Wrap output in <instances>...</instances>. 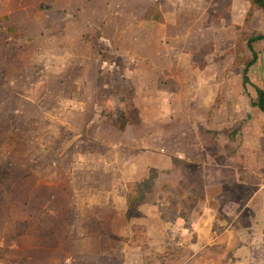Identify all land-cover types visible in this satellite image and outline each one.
I'll return each mask as SVG.
<instances>
[{
	"label": "rangeland",
	"instance_id": "374dc122",
	"mask_svg": "<svg viewBox=\"0 0 264 264\" xmlns=\"http://www.w3.org/2000/svg\"><path fill=\"white\" fill-rule=\"evenodd\" d=\"M9 3L0 0L2 45L6 44L3 37L16 34L14 29L3 32L2 27L16 18L24 20L22 8L16 9L22 17L9 16ZM39 3L29 0L26 9L30 15L37 13ZM52 6L59 12L48 11L49 40H44L43 51L49 61L41 63L39 44L31 63L17 49L19 54L10 57L13 64H3L4 52L0 50V264H40L39 254L34 252L40 239L32 236L31 243L27 239L41 230L49 245H54L48 264H58L56 245H60L59 256L68 264L66 259L71 258L74 245L81 244L74 241L77 235L78 239L81 235H98L100 228L110 232L92 225V218L110 216L111 210L104 208L110 202L117 207L112 217L122 215L127 205L132 206L131 217H147L154 215L152 206L158 202H184L188 197L191 184L186 183V177L190 178V171L184 166L132 172L131 164L114 162L117 153L97 140L116 142V137L123 135L98 125L100 109L94 107V81L101 57L108 64L104 71L107 85L137 87L140 99H149L146 105L163 150L168 151L169 140L184 142L183 124H178V129L171 127L174 120L170 116L175 110L190 105L211 107L217 96L221 107L227 104L239 109L233 119L225 116V121L235 125L224 128L229 136L223 132L222 139L229 138L233 131L232 135L247 132L253 123L256 128L264 127V120L253 119L246 110L254 96L251 79L261 77L260 73L248 75L250 84L246 88L242 84V70L252 59L246 38L252 31L262 33L260 21L245 23V0H56ZM151 6H155L153 17L138 22ZM102 13L120 29L99 42L89 33V27ZM40 21L39 16L34 22ZM83 32L90 34L92 41L79 50L77 39ZM253 50L258 57L264 46L253 44ZM9 91L12 95L6 94ZM142 107L144 101L138 105ZM138 108L129 112L131 124L126 134L133 123L136 125ZM258 134L253 135V141L258 140ZM95 139L101 145H96ZM239 140L243 141L242 137ZM152 170L156 178L146 190L143 182ZM108 172L117 178L111 181L106 177ZM130 193L135 198L133 204ZM195 196L200 198V194ZM162 217H168V212L164 211Z\"/></svg>",
	"mask_w": 264,
	"mask_h": 264
},
{
	"label": "crops",
	"instance_id": "0c3cea01",
	"mask_svg": "<svg viewBox=\"0 0 264 264\" xmlns=\"http://www.w3.org/2000/svg\"><path fill=\"white\" fill-rule=\"evenodd\" d=\"M8 1H10L9 16L11 14L19 18L24 15V20L16 18L15 22L10 21L8 27H2L3 32L9 29V31L14 29L16 32L15 37H3L6 44H0V50L4 52L3 64L9 66L13 64L14 58L10 57L12 54L16 56L19 54L17 49H21L25 53L24 56L28 57L23 59L31 63L38 44L41 63H46L49 59L44 57L43 49L44 40H49L48 11L53 9L59 12L58 8L52 6L56 0H40L35 10L37 13L31 15L26 9L29 7V0ZM33 1L31 0V3ZM245 1L248 5L246 18L250 5L247 0ZM30 7L33 8L31 5ZM151 7L144 11L138 22H147L144 18ZM18 8L24 10L21 16L17 15ZM39 16L41 21L37 24L34 21ZM254 19L260 21L262 33L259 34L264 35V9L255 10L250 23ZM93 23L94 25L89 27V33H93L95 40L99 42L107 40V34L120 29L119 25H114L112 19H108L105 13L99 16L98 22ZM91 38L92 36L86 32L80 34L77 39L79 50L86 44L90 45ZM257 43H262L264 46V40L254 44ZM61 50L64 51L63 48ZM101 60L102 65L99 64V68H96L95 85L99 76L104 78V71L108 66L107 60L103 57ZM263 66L264 51L247 69V78L249 74L254 75V73H260L261 76L251 79L254 90L251 101L256 98V88L264 89ZM5 78L12 82L7 75ZM104 81L106 84L105 78ZM247 84H250L249 79ZM246 85L243 87L246 88ZM106 86L110 87L107 84ZM111 88L122 87L114 85ZM133 89L136 96L132 111L134 112L142 101L145 107L136 110V125L133 123L127 134L126 130L131 121L124 132L116 130L104 123L101 109L97 106L96 100L94 101V107L100 109L98 125L105 128L108 126L123 134L116 137V142L97 140L104 142L105 147L111 152L117 153L114 162L131 164V169L134 168L132 172H144L145 169L149 171L152 168L172 170L184 166L190 171V178L186 177V183L190 181L191 184V187L186 189L188 197L184 202L171 201L168 204L158 202L152 206L154 215L147 217H136L137 214L126 217L128 205L125 211L121 212L122 215L112 217L113 209L117 207L114 208L110 202L108 206H104L105 209L111 210L109 217L92 218V225L105 227L110 232H103L100 228L98 235L92 233L81 235L80 239H78L80 235H77L74 241H81V244L74 245L73 254L69 255L71 258L66 259L68 264L70 262L71 264H264V127L256 128L254 126L257 124L253 123L247 128V132L242 131L232 135L233 131L230 135L232 138L222 139L223 132L227 133L224 128L228 130L235 125V122L229 123L228 119L225 121V116L230 115L233 119L239 113V109L227 104L226 107H221L217 96L211 107L190 105L183 106L177 112L175 110V115L170 116L171 120H174L171 122V127L178 129L179 125L183 124L185 131L181 137L184 142L173 143L175 142L173 139L169 140L168 151L163 150L162 139L155 133V123L152 121L154 119L150 118V108L146 105L149 99L146 97L141 100L138 88ZM28 104L32 105L30 102ZM246 110L252 113L253 119L264 120V113L258 107L251 105ZM81 126V129L85 128V123ZM95 131L97 134V129ZM256 133H259L258 140L253 141V135ZM133 134L137 140L129 138ZM239 137H242L243 141L239 140ZM97 140L94 143L101 145ZM106 177L111 181L117 178L113 172H108ZM198 185H201L200 189H195ZM110 192L112 193V185ZM197 194H200L199 199L195 196ZM164 211L168 212V217H162ZM39 222L42 225L41 219H38ZM41 231L37 234L32 233L27 240L31 243L32 236L36 237V241L40 239L34 252L36 255L39 254L40 264H48L49 252L54 245H49L48 237H45L43 230ZM84 241L88 243L85 244ZM55 249L57 263L65 264L63 258L59 256L60 245H56Z\"/></svg>",
	"mask_w": 264,
	"mask_h": 264
},
{
	"label": "trees",
	"instance_id": "16d2710c",
	"mask_svg": "<svg viewBox=\"0 0 264 264\" xmlns=\"http://www.w3.org/2000/svg\"><path fill=\"white\" fill-rule=\"evenodd\" d=\"M250 8L246 14L245 23L248 25L253 17V13L258 8L264 9L263 0H247ZM155 12V6H152L146 13L145 21H149ZM264 40V35L258 33H250L246 38V43L249 52L252 55L251 61H249L245 68L242 70V82L246 85L248 82L247 69L256 62V55L253 50V44ZM97 93L96 104L101 109V113L104 117V123L115 128L120 132H124L126 127L130 124L129 112L134 108L135 90L132 88H111L106 86L104 78L99 76L97 80ZM256 98L251 101L252 106L258 107V109L264 113V89L256 88ZM155 170H152L151 176L143 182V186L146 190L152 187V180L156 178ZM153 173V174H152ZM137 186V185H136ZM133 191V189H132ZM131 191V192H132ZM131 194V193H130ZM143 197V195H141ZM130 204H133L135 198L130 195ZM132 210V206L128 207L126 216L130 217L129 212Z\"/></svg>",
	"mask_w": 264,
	"mask_h": 264
},
{
	"label": "built area",
	"instance_id": "2783aa9c",
	"mask_svg": "<svg viewBox=\"0 0 264 264\" xmlns=\"http://www.w3.org/2000/svg\"><path fill=\"white\" fill-rule=\"evenodd\" d=\"M263 68H264V66H263Z\"/></svg>",
	"mask_w": 264,
	"mask_h": 264
}]
</instances>
